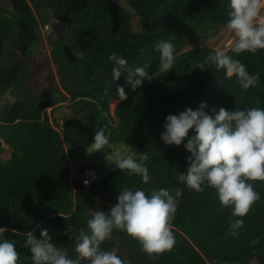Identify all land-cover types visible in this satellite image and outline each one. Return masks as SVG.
I'll return each instance as SVG.
<instances>
[{
  "label": "trees",
  "instance_id": "16d2710c",
  "mask_svg": "<svg viewBox=\"0 0 264 264\" xmlns=\"http://www.w3.org/2000/svg\"><path fill=\"white\" fill-rule=\"evenodd\" d=\"M125 1L9 0L10 9L0 7V96L10 98L0 109V151L2 143L11 149L10 157L0 158V225L7 226L6 237L16 240L18 264H32L23 241L29 230L39 236L40 227L75 255L68 231L85 226L89 208L106 211L121 186L141 185L138 175L107 161L108 147L88 151L99 127L110 134L113 146L148 152L152 180L143 185L146 189L183 188L171 221L172 249L148 254L120 231L103 247L118 249L130 264H264V180L252 181L261 198L232 234L231 208L220 204L213 188L205 185L198 192L178 181L188 164L183 143L164 144L160 137L168 113L195 108L201 100L210 112L221 106H264V49L231 53L260 73L259 84L242 91L222 69L199 68L214 48L199 42L225 25L227 0ZM46 24L58 83L34 89L29 63ZM161 39L171 40L177 52L167 73L156 70L155 45ZM112 51L129 64L149 63L148 71L156 76L134 90L124 74L114 81L107 58ZM117 85H125L128 95L111 111ZM61 101L70 114L55 130L50 113Z\"/></svg>",
  "mask_w": 264,
  "mask_h": 264
},
{
  "label": "clouds",
  "instance_id": "9594fccd",
  "mask_svg": "<svg viewBox=\"0 0 264 264\" xmlns=\"http://www.w3.org/2000/svg\"><path fill=\"white\" fill-rule=\"evenodd\" d=\"M227 6L228 18L224 26L233 35L230 48L214 47L199 68L214 65L222 69L226 77H235L241 90L247 91L259 84L260 73L250 71L231 53L264 49V0H227ZM155 47L159 51L156 70L167 73L176 61L175 45L171 40L161 39ZM107 58L112 64V79L115 81L124 74L133 90L156 76L148 71L147 62L129 64L128 58L117 51L110 52ZM116 93V100L128 95L125 85H117ZM258 105L259 102L231 109L221 106L210 112L206 111L207 101L201 100L195 108L186 106L177 113H168L160 133L164 144L183 143L189 153L186 171L179 172L178 181L198 192L204 191L205 185L213 188L220 204L231 208L229 231L232 234L244 225L245 215L261 198L252 183L264 180V106ZM51 113L50 125L61 130L69 116L53 120ZM105 147L111 149L105 153L107 161L118 169L138 175L141 185L121 186L116 202L106 211L89 208L85 226L68 231L69 239L74 241L75 255H70L67 247L58 246L47 227H40L39 236L29 230L23 244L31 254L32 264H130L128 257L121 255L118 249L102 246L115 231L138 241L148 254H159L175 245L171 221L183 188L178 185L146 189L143 185L152 180L146 163L148 152L131 151L127 145L113 146L105 128H96L90 149H87L89 152L103 151ZM6 230V225H0V264H18L20 253L16 240L6 237Z\"/></svg>",
  "mask_w": 264,
  "mask_h": 264
},
{
  "label": "rangeland",
  "instance_id": "374dc122",
  "mask_svg": "<svg viewBox=\"0 0 264 264\" xmlns=\"http://www.w3.org/2000/svg\"><path fill=\"white\" fill-rule=\"evenodd\" d=\"M121 4L127 5L125 0H119ZM0 7H5L10 9L9 0H0ZM53 20V18H50ZM51 31L50 25L46 24L44 26L41 25L40 32L41 38L39 43L37 44L31 62L29 63L30 70L34 73L33 78V87L34 89H40L49 84L53 86H57V75H56V67L51 60L49 53V43L46 39L45 35H47ZM233 39V35L225 28V26L220 27L214 36L210 38L200 40L199 45H208V46H223L225 48H229L231 41ZM32 63V64H31ZM46 65V66H45ZM9 97L6 95L0 96V109L3 105L9 101ZM13 99V98H12ZM119 100L113 99L110 103L111 111L114 109L116 103ZM48 110L50 108H47ZM69 115V109L65 107V102L62 105L55 108L54 112L51 113L52 118L61 120L62 117H66ZM59 116V117H58ZM125 145V144H124ZM129 147V146H128ZM130 149V147H129ZM131 150V149H130ZM11 155V149L4 143H2V150L0 151V158H8Z\"/></svg>",
  "mask_w": 264,
  "mask_h": 264
},
{
  "label": "bare ground",
  "instance_id": "6f19581e",
  "mask_svg": "<svg viewBox=\"0 0 264 264\" xmlns=\"http://www.w3.org/2000/svg\"><path fill=\"white\" fill-rule=\"evenodd\" d=\"M46 66V65H45ZM46 100H47V98H46ZM45 101V100H44ZM69 104V103H68ZM95 112V111H94ZM59 117V116H58ZM63 118V117H62ZM73 118V117H72ZM77 118V117H76ZM68 120V119H67ZM70 120V119H69ZM130 147V146H129ZM110 149V148H109ZM108 149V150H109ZM111 150V149H110ZM102 158V157H101ZM101 162V161H100ZM100 201V200H99ZM97 205V204H96ZM38 225V224H37Z\"/></svg>",
  "mask_w": 264,
  "mask_h": 264
}]
</instances>
